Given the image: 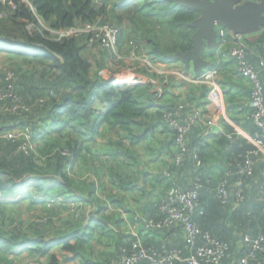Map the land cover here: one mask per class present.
Segmentation results:
<instances>
[{"label": "trees", "instance_id": "1", "mask_svg": "<svg viewBox=\"0 0 264 264\" xmlns=\"http://www.w3.org/2000/svg\"><path fill=\"white\" fill-rule=\"evenodd\" d=\"M11 4L0 1V58L6 55L0 60V133L17 129L23 134L0 136V196L4 198L0 200V264H13L9 257L17 248L37 256L39 264H66L64 253L82 257L78 258L80 264H86L89 242L98 238L96 233L106 238L109 253L100 254L99 261L92 264H108L133 253L137 240L150 255L154 252L155 259L173 248L188 257L194 247L188 245L180 226L146 229L142 220L163 219L160 204L167 192L176 187L193 188L197 183L198 202L190 213L199 231L197 244L202 245L203 236H208L226 245L220 264H235L241 258H246L247 264H264V252L257 250L251 256L253 240L264 237V153L226 121V132L213 133V141L202 144L200 132L206 127L199 123L186 133V151L176 163V133L164 114L181 121L188 113L186 103L193 105L198 98L196 88L190 89L187 99L165 102L175 76L149 72L141 59L134 62L143 75L157 82L167 80L163 96L155 100L158 94L150 80L127 89L115 88L98 71L106 63L115 66L116 61L98 43L88 46L91 33L63 37L52 33L78 23H110L118 30V50L124 56L134 50L138 57L177 61L172 55L192 50L196 29L190 24L199 11L170 0H14ZM257 34V56L251 57L249 50L246 58L254 64L264 90V73L257 70L264 60V28ZM218 44L219 37L201 56H212ZM231 46L228 41L222 47L236 61L229 52ZM119 65L125 66V62L121 60ZM238 74L247 78L239 70ZM206 93V86L201 87L200 96ZM153 102L157 105H151ZM229 107L230 120L237 126L251 135L260 130L247 116L250 107L242 118L233 117ZM155 121L170 137L164 131L163 137L157 138ZM104 128L128 137L129 148L120 138L106 140L107 149L124 158L131 157L138 145L146 151L154 137V144L169 156L157 172L148 170L154 181L144 179L139 184L126 168L115 165L114 154L111 161L105 158L91 163L95 171L88 173L92 175L79 178L84 175L72 171L74 162L87 160L93 148L97 151L93 138ZM100 167L110 177L109 184L98 181ZM222 184L227 190L225 200L218 193ZM50 195L63 201L43 200ZM7 198L35 206L43 203L45 210L41 216L14 217L12 211L2 208ZM140 202L141 210L136 209ZM54 203L64 204L61 213H53ZM124 223H137L142 229L137 234L121 230ZM110 224L117 229L108 228ZM143 232L152 236L142 240ZM178 234L182 237L175 238ZM47 236L52 238L45 240ZM54 246H60L61 252L52 253ZM43 257L46 262L39 260ZM135 264L153 262L144 257ZM173 264L185 263L174 259Z\"/></svg>", "mask_w": 264, "mask_h": 264}, {"label": "built area", "instance_id": "2", "mask_svg": "<svg viewBox=\"0 0 264 264\" xmlns=\"http://www.w3.org/2000/svg\"><path fill=\"white\" fill-rule=\"evenodd\" d=\"M41 24L45 28V24L43 22H41ZM216 32L217 37H219V47H222L228 41L232 43L229 52L235 57L238 63V70L244 77L249 79L252 86L249 93V99L246 104L250 107L251 111L247 116L250 117L255 126H257L260 130L251 135L248 133L245 134L244 132L236 129L237 133L246 137L251 143L254 144V146H256L258 151L264 153V141L262 140L264 137V90L263 83L258 79V73L254 69V64L246 58V52L249 51V47L247 45V36L249 33H233L223 27H218ZM52 33L58 34V37L69 35L78 36L84 33H91L92 36L89 39L88 46L93 47L94 42L98 43L101 48H105L109 51L110 57H112L116 62H120L121 60L124 62L131 60L136 69H138L139 66L134 61L141 59L142 63H145L148 66L149 72H164L159 68L157 63L159 61L148 59L143 56L138 57L134 50L130 51L127 56H124L122 53H120L117 43L118 30L113 24H97V22L84 24L78 23L72 28L61 29L59 31H53ZM111 66L112 65L110 63H106L104 68L100 69L98 73L104 79H110L113 87L118 89H127L135 85H143L147 80H150L153 83V92L158 94L155 100H158L163 96L164 86L167 83L166 79L161 82H157L146 77L142 73L137 75L133 72H130L124 68L125 66H120V68H116L113 71V67ZM217 74V67H211L201 71L195 76L188 77L186 75H181L183 78L193 84L206 86L207 105L211 106L214 115L209 114L208 109L204 111L203 109L188 103H186L185 106V108L188 110V113L181 121L171 117L169 113L164 114V118L168 121L170 128L176 133L175 144L178 149V152L175 156L176 163L181 161L182 156L186 151L184 138L189 130L201 123V125L206 127L205 129L208 131V134L212 131L214 132L215 126H219L217 124L216 113L223 111L224 100L222 91L217 81ZM221 132H223L222 129L219 131V133ZM21 134H23L22 131L14 129L12 131L1 132L0 136L15 138ZM249 162V166L246 167L248 171H250ZM199 187L200 184L197 183L193 188L189 189H183L179 187L171 189L161 200L160 204V210L164 214V218L159 221L151 219L142 220L146 229H152L154 227L167 228L171 225L180 226L185 233L184 238L186 239V242L189 246L194 247V252L191 255L188 257H182L179 251L176 248H173L166 251L164 255H161V257L155 259L153 256L154 252L152 255H150L141 246L140 240H137L133 244V253L123 255L117 260L110 261L108 264H135L138 260L144 257L150 259L153 264H173L174 259H177L181 263L185 264H220V260L224 256L225 250L227 248L226 245L214 241L208 236H203L205 242L202 245L197 244L196 238L199 234V231L196 225L190 220V213L197 206ZM218 193L221 199L225 200L227 198V190L224 184L220 186ZM71 205H73V203ZM137 217L138 215H136L134 219ZM257 250L264 252V237L262 236L253 240V250L251 256H253L254 252ZM235 264H247V259L241 258Z\"/></svg>", "mask_w": 264, "mask_h": 264}, {"label": "crops", "instance_id": "3", "mask_svg": "<svg viewBox=\"0 0 264 264\" xmlns=\"http://www.w3.org/2000/svg\"><path fill=\"white\" fill-rule=\"evenodd\" d=\"M243 1H246V0H240V2H243ZM218 27L220 26H217V28ZM257 32L258 31L251 32L247 36L248 38L247 45L249 47V50L251 51V57L252 55L257 56L256 55L257 47L255 45V42H256L255 40L257 39V36H258ZM217 47L218 49L215 51V53L212 56L211 55H208V56L205 55L204 57L201 56V58L207 63L203 66L202 69L206 70L211 67H218L219 73H218L217 78H218L220 89L223 94L224 109L223 111L216 113L217 124L219 126L214 127L215 129L214 132L212 131L207 134L208 131H206L205 128H201L200 137L201 139H203L202 144H204L205 142L213 141L211 134L219 133L221 129L223 130V132H226L225 125H223L224 121H226L228 124L233 126L234 129L242 131L245 134L247 133V131L244 128L237 126V124H235L233 121L230 120L231 116L229 115L227 109H228V105H230L229 110L232 109L231 115L233 117L242 118V116L244 117L246 116L245 114H247V112L243 114V111L246 109L247 111H249V106L246 104L249 99L251 83L247 78H243L238 74L237 63L235 60H233L229 56V54L225 50V47H219V44L217 45ZM203 50L204 51L206 50L205 52H208V50L210 49L205 47ZM157 63L159 65V68L162 71H164L163 73H166L168 75H174L176 78L175 83H173V85H170L167 89L169 94L167 95V97L164 98L165 102L177 103L179 100L187 99L190 89L196 88L194 90L198 98L196 97L197 100L193 101L194 102L193 105L195 107H199L203 109L204 111L208 109V113L211 115H214V112L211 106L207 105L206 95H204L203 97L200 96L201 87H204V86L193 84L181 76V75H186L189 77V76L197 75L193 71L191 64H185L179 60L169 61V62L159 61ZM258 64L259 65L257 67V70L259 71V73L260 72L264 73V60H261ZM151 105L155 106L157 105V103L153 102ZM152 117H155V115H153ZM154 125H155V135L158 136L157 138H162L164 131H165V135L170 137V133L164 130L163 125L160 122L155 121ZM108 138L114 139L115 141H118V139L120 138L121 142L123 143L125 147L126 146L128 148L130 147L129 139L124 134L116 132V131H112V132L107 131V129L104 128V130H102L100 134L95 135V137L93 138L94 140L93 146L97 149V151L93 150L94 149L93 148L92 151H90V154L88 155L87 160L82 159L80 161L77 160V162H74L72 164L73 166L72 171L73 172L75 171L83 172L82 174L84 176H87L90 173L87 172L85 174L86 170H91L93 168L91 166V163H97L98 161L99 163H101V160L106 161V159H108V161H111V159L113 158L112 156L114 154L115 159H117L115 165L117 166L118 164V165H121L120 166L121 168L123 169L126 168L128 174L130 175L132 174L134 177L133 179L138 180L139 184H141L144 179H146L148 182L154 181L155 180L154 176H151L148 170L153 173L157 172V170L162 167L161 165L162 163H164L163 161H166L169 158L168 152H166L162 147H158L154 144L155 142L154 137L152 138L153 142L150 141V147L147 148L146 151H144L141 148L142 146L138 145L136 147V151L134 152V154L131 157L127 156V158L122 157L120 154L115 155L114 151L113 153H111L109 149H107L108 145L106 144V140ZM136 155L138 157H136ZM92 157H95V158L93 159ZM92 170L95 171V169H92ZM98 170L99 171L96 172L98 176V181H101V182L103 181L104 184L105 183L109 184L110 177L108 176V174L104 173V170H102V167H100V169ZM97 176L93 177L94 181L97 179ZM43 185L46 186L45 183ZM77 194L82 195V193H77ZM50 196H53V195H50ZM72 196H75V195L73 194ZM143 199L141 201H143ZM59 202H60V198H59ZM140 205H142L141 202L139 205L138 204L136 205V209L141 210L143 206L140 207ZM90 206L91 205H88L89 210H90ZM84 223H86V219L84 220ZM120 225H121L120 226L121 230H125V231L130 230L132 231V233H135V234H137V231L139 232V230L142 229L141 227H138L139 225L136 226V224L134 226L132 225L128 226L125 223L120 224ZM109 227L110 229H117V226L113 224H110L108 228ZM163 231L165 233L166 230H162V232ZM143 234H145V236L142 237L143 238L142 240H146L152 236L151 233L143 232ZM96 236L98 238H94L93 240H90L89 242L88 254L85 257L87 261L86 264H92V262L94 261L98 262L99 261L98 257L100 256V254L104 253L105 255V253L107 252L109 253V248L106 247V243H105L106 238L101 237L102 235H99L97 233H96ZM179 237H182V235L178 234L177 236H175V238H179ZM68 256H71V258H74V259H71V260L67 259L69 258ZM36 257L37 256L34 257L33 254L28 253V251L20 252L19 250L15 249L9 258L12 260V262H14V260L19 261V263L17 264H39L37 262ZM59 258L61 259V257ZM78 258H82V257H77L69 253H64L63 260L66 264H80L81 261ZM39 260L43 262L42 258H39Z\"/></svg>", "mask_w": 264, "mask_h": 264}, {"label": "water", "instance_id": "4", "mask_svg": "<svg viewBox=\"0 0 264 264\" xmlns=\"http://www.w3.org/2000/svg\"><path fill=\"white\" fill-rule=\"evenodd\" d=\"M184 7L199 11L200 15L190 25L196 29L192 36V50L172 55L185 64H191L199 73L207 64L202 50L214 47L217 39L216 26L233 33H251L264 27V0H170ZM56 55V54H55ZM57 56V55H56ZM58 57V56H57ZM60 59V58H59Z\"/></svg>", "mask_w": 264, "mask_h": 264}, {"label": "rangeland", "instance_id": "5", "mask_svg": "<svg viewBox=\"0 0 264 264\" xmlns=\"http://www.w3.org/2000/svg\"><path fill=\"white\" fill-rule=\"evenodd\" d=\"M0 1H2V2H5V4H8V5H13V4H11L14 0H0ZM217 27V26H216ZM47 27H46V25H45V29H46ZM1 56H3V55H1ZM6 58V55H5V57H2V58H0V60L1 61H4V59ZM0 66H1V64H0ZM120 66L121 65H119V62H116L115 63V66H111V67H113V70H115L116 68H120ZM126 70H128V71H130V72H133V73H135V74H139V73H141V71H139L138 69H136V67H135V65L132 63V61L131 60H127V61H125V67H124ZM107 70V69H106ZM109 71V70H108ZM92 169H94V168H92ZM91 169V170H92ZM91 170H86V172H85V174L87 173V172H89V171H91ZM80 173H83V172H80ZM85 176H79V178H84ZM47 184V183H46ZM78 193H80V192H78ZM3 196V195H2ZM37 198V197H36ZM60 198V202H62L63 201V199L61 198V197H59ZM59 198H57V197H55V196H49V197H47V196H43V200H45V201H49V202H59ZM4 198H1V196H0V200H3ZM7 202L3 205V209L5 210V212H7L8 213V211H12L13 212V215H14V217H18V218H20V216H22V217H27V216H29V217H31V216H35V215H38V216H41L42 215V213H43V210H45V209H43V208H41V205L43 204H37L36 206L34 205V204H31L29 201H25V202H19V203H17V202H14L13 201V199L12 198H7V200H6ZM55 205H53V207L55 208V210H54V212L53 213H57V212H62V205H64V204H61V203H54ZM2 205H0V207H1ZM44 208H46V207H44ZM50 238H52V236H47V237H45L44 239L45 240H48V239H50ZM98 248V247H97ZM61 247L60 246H54L53 247V250H52V253L54 252V253H59V252H61ZM16 250H19L20 252H23V250H21L20 248H17ZM28 253H30L29 251H28ZM11 254H12V252H11ZM10 254V255H11ZM59 257H60V255H59ZM46 261V257H43V262H45ZM17 263H19V261H17V260H14V263L13 264H17Z\"/></svg>", "mask_w": 264, "mask_h": 264}]
</instances>
